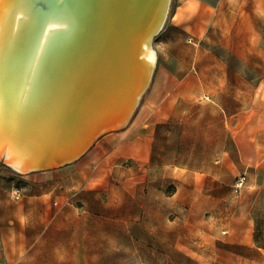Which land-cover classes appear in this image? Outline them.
Returning a JSON list of instances; mask_svg holds the SVG:
<instances>
[{
	"label": "rangeland",
	"instance_id": "1",
	"mask_svg": "<svg viewBox=\"0 0 264 264\" xmlns=\"http://www.w3.org/2000/svg\"><path fill=\"white\" fill-rule=\"evenodd\" d=\"M178 3L172 0L153 39L158 61L128 118L108 116L104 126L113 127L72 162L19 173L0 161V225L15 206L26 214L33 207L34 217L39 212L44 218L39 230L28 232L22 264H264L262 184L246 181L237 190V171L233 179L228 172L216 176L209 159L201 165L200 151L182 149L189 124L203 111L193 106L188 120L183 81L191 82L190 97L202 104L211 103L206 94L217 88L203 78L199 85L198 71L189 74L181 63L198 62L208 49L253 86L264 70L221 46L213 27L176 26ZM169 62L178 68L161 69ZM253 86L235 90L243 100ZM52 244L59 260L51 255ZM0 264H8L1 244Z\"/></svg>",
	"mask_w": 264,
	"mask_h": 264
},
{
	"label": "bare ground",
	"instance_id": "2",
	"mask_svg": "<svg viewBox=\"0 0 264 264\" xmlns=\"http://www.w3.org/2000/svg\"><path fill=\"white\" fill-rule=\"evenodd\" d=\"M171 2L128 0L107 33L91 37L81 25L90 0H0V161L19 173L72 162L113 127L107 118H128ZM92 58V69H73Z\"/></svg>",
	"mask_w": 264,
	"mask_h": 264
},
{
	"label": "crops",
	"instance_id": "3",
	"mask_svg": "<svg viewBox=\"0 0 264 264\" xmlns=\"http://www.w3.org/2000/svg\"><path fill=\"white\" fill-rule=\"evenodd\" d=\"M173 18H179L174 24L185 31H208L213 27L221 46L229 48L246 64L260 63L264 70V0H179ZM203 54L198 62L183 61L181 68L189 74L191 70L198 71L199 85L203 78V84L216 86L217 90L214 95L206 94L211 103L202 104L190 97L191 82L183 81L187 97L183 98L182 107L188 109V120L193 116V106L198 105L203 111L192 124L189 122L182 149L200 151L197 157L201 165L205 166L209 159L207 164L213 166L216 176L228 172L233 179L237 171L246 174L247 181L260 182L264 187V73L253 86L252 82L243 81L242 74L222 56L208 49ZM178 66L177 62H169L161 69ZM242 84L253 86L243 100L236 92ZM36 215L33 207L26 214L25 207L15 206L0 225V244L8 264L27 260L23 247L30 243L28 232L39 230L40 223H44L42 214ZM52 246L51 255L59 260L60 250Z\"/></svg>",
	"mask_w": 264,
	"mask_h": 264
},
{
	"label": "water",
	"instance_id": "4",
	"mask_svg": "<svg viewBox=\"0 0 264 264\" xmlns=\"http://www.w3.org/2000/svg\"><path fill=\"white\" fill-rule=\"evenodd\" d=\"M81 1L83 2L85 0H81ZM90 1L91 4L88 10L86 11L81 10V25L83 26V31L86 32L87 35H90L91 37H96L98 35L101 34L104 35L107 33L108 30L107 26L112 23V19L118 17L121 14L122 4L127 2L128 0H90ZM94 61H95L94 58H92V60H89V62L78 61L73 69L80 73V71H84L87 68L90 69L91 68L90 64H92ZM101 64H99V66H101Z\"/></svg>",
	"mask_w": 264,
	"mask_h": 264
},
{
	"label": "built area",
	"instance_id": "5",
	"mask_svg": "<svg viewBox=\"0 0 264 264\" xmlns=\"http://www.w3.org/2000/svg\"><path fill=\"white\" fill-rule=\"evenodd\" d=\"M246 181H247L246 174H242V175L238 176L236 179L235 185H234L235 189H237V190L242 189L245 186Z\"/></svg>",
	"mask_w": 264,
	"mask_h": 264
}]
</instances>
